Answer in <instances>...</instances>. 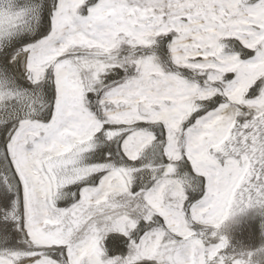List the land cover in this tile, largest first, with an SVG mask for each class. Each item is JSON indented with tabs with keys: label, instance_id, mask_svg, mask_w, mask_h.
<instances>
[{
	"label": "snow or ice",
	"instance_id": "snow-or-ice-1",
	"mask_svg": "<svg viewBox=\"0 0 264 264\" xmlns=\"http://www.w3.org/2000/svg\"><path fill=\"white\" fill-rule=\"evenodd\" d=\"M0 264H264V0H0Z\"/></svg>",
	"mask_w": 264,
	"mask_h": 264
}]
</instances>
